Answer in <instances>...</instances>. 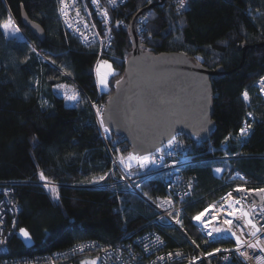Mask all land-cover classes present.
<instances>
[{
    "label": "trees",
    "instance_id": "1",
    "mask_svg": "<svg viewBox=\"0 0 264 264\" xmlns=\"http://www.w3.org/2000/svg\"><path fill=\"white\" fill-rule=\"evenodd\" d=\"M150 3L127 0L110 11L112 46L100 57L99 46L83 45L66 29L57 0H0V182L12 183L18 229L25 228L33 242L28 247L13 236L8 257L49 255L83 241L112 245L156 216L140 196L118 187H94L98 183L92 182L106 172L110 174L104 182L114 181L112 159L92 104L105 106L116 81L124 77L133 48L130 23ZM23 9L44 29V41L22 25ZM9 17L23 38L6 36L2 26ZM116 21L122 23L117 26ZM137 32L146 52L184 53L209 69L228 73L212 80L214 127L208 141L193 144L191 163L185 169L197 180L196 202L183 211L181 230L148 228L164 240L167 251L194 253L193 241L203 252L229 247L231 242L206 244L192 217L234 190L237 184L224 185V178L231 181L238 175L248 189L264 187V100L254 86L264 76V0H190L185 11L165 0L140 20ZM244 44L248 50L242 65L244 54L239 48ZM103 59L112 63L116 73L105 93L99 91L95 75ZM62 84L75 87L80 99L70 104L56 91V85ZM245 90L248 101L242 96ZM249 112L251 132L242 147L225 142L243 126ZM179 137L187 139L184 134ZM113 140L122 153L131 151L122 138L113 136ZM237 152L240 157L235 162L211 161ZM217 168L225 169L223 179ZM41 172L47 180L40 179ZM165 187L151 178L140 192L155 200L164 196Z\"/></svg>",
    "mask_w": 264,
    "mask_h": 264
},
{
    "label": "built area",
    "instance_id": "2",
    "mask_svg": "<svg viewBox=\"0 0 264 264\" xmlns=\"http://www.w3.org/2000/svg\"><path fill=\"white\" fill-rule=\"evenodd\" d=\"M68 2V17L66 18L60 13L62 23L71 34L81 41L83 45L99 46L100 57L104 56V54L111 49L113 39L110 11L119 9L127 2V0H116L114 5L108 3V0H100L99 7L92 4L91 0H76L75 7L71 6L72 0H68ZM189 2L190 0H185V7L179 11H185L188 8ZM57 3L60 8L59 0H57ZM169 3L177 9L178 0H169ZM76 8H79L80 10V17L76 16ZM105 10L108 13L107 18L103 15ZM65 19H67L73 27H69L68 23H65ZM85 25H87V27ZM115 25H117V23H115ZM76 28H78L79 31H76ZM81 32L84 33L87 40L84 39V36L80 35ZM260 79L255 82L254 86L257 89L259 96L264 100V93L260 91ZM93 105L98 104H92V107ZM98 106L100 107L101 112H103L104 106ZM93 110L97 119L101 138L107 146L112 159V175L114 178L113 183L102 181L94 187L108 188L109 186H112L121 188L126 193L136 194L143 198L154 209L156 216L141 229L127 232L121 240L112 245H106L97 241H83L74 244L65 250L49 255L11 258L7 255L10 250L9 243L13 236L19 237L28 247H31L33 242L31 239H25L19 232V209L13 200L14 190L12 183L0 182V241H4L3 243H0V264H81L82 261L91 260H96V264H190L193 257H200V259L195 261V264H257L255 257H264V252H261L259 247L252 249L248 248L246 244L241 247L240 251L247 252L249 254L251 259L247 260L235 251H221L213 256L202 255L204 252L193 243L192 245L195 249L194 253L167 251L165 249L166 245L164 240L155 231L149 229L148 227L155 225L169 226L181 230V224H177L176 219L182 221V213L185 208L194 204L197 200V180L195 177L185 173L186 167L191 163V154L193 153L194 143L188 139H181L177 136V139L182 142V146L174 149H168L166 147L167 142L163 143L161 146L164 148L163 154L153 152L156 157V162L154 164L149 163L146 168L141 169L140 166L133 161L131 162L130 168H125L117 161L120 156L126 157L128 153L132 152L129 151L124 154L119 148H117L116 143L113 140V135L109 131H105L106 127L104 125L103 127L101 126V117L97 115L96 108L93 107ZM247 117V121L253 120L252 116ZM246 120H244V122ZM250 132L251 128L248 130L247 135L240 136L238 130L236 134L230 133L228 136L230 138L228 140L234 142L238 148H241L243 143L248 139ZM227 147L228 146L226 144L223 148L224 151L228 149ZM169 151L172 152V155L170 156L167 155ZM161 156L163 158H161ZM239 157V152L235 154L225 153L223 156L214 157L211 161H222L228 163L230 161L235 162ZM224 173L225 169H222V172H220L218 176L223 179ZM230 173L231 170L228 174ZM122 176L124 177L123 179H121ZM239 177L240 176L236 175L231 179V181L224 178V185H230V183L233 182L237 184L236 187L241 185L248 189L246 187L248 185L247 182ZM151 178H155L166 184L165 194L163 197H157L155 200H147L144 196H142L140 189L142 185ZM137 184H139L140 187H136ZM235 188L231 191L233 197L242 198L245 194L236 192ZM185 193H188V195H185ZM182 197L183 199H181ZM169 199L172 202L171 204L165 202ZM253 199L258 201V198L255 197L254 193H249L247 202L242 200V205L245 210L251 211V201ZM223 203L224 202L222 201L218 203H210L209 205L216 204L217 209H219V206ZM236 207L239 209L241 205H237ZM215 210L216 209H213V211ZM225 210L231 211V209L227 208V205H225ZM114 211L117 212V209H114ZM256 211L258 212L259 209ZM169 213L172 215H169ZM177 213H179L178 216ZM211 214L212 213L210 212L205 219H209ZM161 217H163V219H161ZM224 218L225 216L221 214L218 217V222L213 221L212 223L217 227H220L222 226ZM227 218L232 219V217ZM253 218L258 219V216L253 214ZM194 222L205 239L210 241L208 244L231 242V246L220 249L235 248V239L231 238L230 235H225L223 237L217 236L216 240L212 241V239L206 235L207 230L204 229L203 224L195 220ZM236 224H239L241 227L243 226L242 221L234 220V225ZM258 237L260 240L264 241V233L258 234ZM242 239L251 243L256 242V238L248 235V229L246 228L244 229ZM81 248L83 251L79 250ZM177 252L181 255L177 256ZM169 253H172L171 257L169 256ZM226 256L228 257L227 260H225ZM161 257H163V259H159Z\"/></svg>",
    "mask_w": 264,
    "mask_h": 264
},
{
    "label": "water",
    "instance_id": "3",
    "mask_svg": "<svg viewBox=\"0 0 264 264\" xmlns=\"http://www.w3.org/2000/svg\"><path fill=\"white\" fill-rule=\"evenodd\" d=\"M149 1L130 23L132 52L125 62L124 77L102 112L108 131L122 138L132 153L141 155L155 152V147L167 142L169 131L177 136L184 134L194 144L208 141L214 127L212 80L228 74L222 68L209 69L184 53L154 55L144 51L137 25L154 8L165 4V0ZM21 23L39 41L45 40L44 29L24 9ZM239 50L244 54L243 65L248 46L244 44ZM205 114L210 123L206 124L208 130L202 132Z\"/></svg>",
    "mask_w": 264,
    "mask_h": 264
},
{
    "label": "snow or ice",
    "instance_id": "4",
    "mask_svg": "<svg viewBox=\"0 0 264 264\" xmlns=\"http://www.w3.org/2000/svg\"><path fill=\"white\" fill-rule=\"evenodd\" d=\"M91 2H92V4L97 5L99 7L100 0H91ZM59 3H60L59 11H60L61 15L67 18L68 17V8H69L68 0H59ZM75 3H76V0H72L71 6L75 7ZM108 3L114 5L116 3V0H108ZM184 7H185V0H178L177 10L179 11L180 9H182ZM103 15L105 18L108 17V13L106 10L103 12ZM76 16L80 17L79 8H76ZM65 23H68L69 27H73V25L71 23H69L67 19H65ZM116 23H117V26H119L122 23V21H117ZM11 24H12V21H11V18L9 17L8 22L2 26L6 35L9 34V26ZM85 26L87 27V25H85ZM34 27H37V29L39 30L38 26L34 25ZM93 27H94V25H93ZM75 30L79 31L78 28H76ZM109 31H110V29H109ZM19 32H20L19 27L13 26L10 34L12 36H16ZM80 35L84 36V33L81 32ZM84 39L87 40V37L84 36ZM33 51H35V49H33ZM196 59L199 61L200 59H202V57L197 56ZM53 63H55V61H53ZM102 63L105 66H107L109 71L105 76L100 78L99 83L101 85H103L104 87H107V83H108L107 82V76L108 75L114 76L116 73L112 69L111 64H109L107 61H103ZM120 83H121L120 80L116 81L117 85H119ZM259 85H260V91L262 93H264V77H261V79L259 81ZM56 87L57 88H64L67 86L66 85H56ZM204 87L207 88L206 83H205ZM65 96L68 100H71V101H78L79 100V96L75 91H73V93L71 95H68L67 93H65ZM242 96H243V99L245 101L249 100V93L247 90H245L242 93ZM93 107L96 108L97 115L101 117L100 123H101V126L103 127L104 119L102 116L101 109L98 105H93ZM247 115L249 117H251L252 113L249 112ZM204 119H205V124L200 128V131H202V132L208 130L206 127V124L210 123V121H207L206 114H205ZM251 126L252 125L246 120L244 122V126L239 129V135L240 136L247 135L248 130L251 128ZM105 131L107 132L108 129L105 128ZM229 138L230 137H225V142H227ZM181 146H182V142L177 139V134L174 131L167 132V146L166 147L168 149H174L176 147H181ZM144 151H147V150L141 149V152H144ZM155 152L163 154L164 148L157 146V147H155ZM167 155H169V156L172 155V152L169 151L167 153ZM161 158H163V157L161 156ZM133 161H135L140 166V168L143 169V168H146L149 163L154 164L156 162V157H155L154 153L151 151H148V153L146 155L128 153V155L126 157L120 156L117 162L120 165H123L125 168H130L131 162H133ZM114 163H116V162H114ZM215 172L220 173V172H222V169L217 168V169H215ZM109 174H110V172H106L103 175L99 176L98 178H94L92 182L93 183H99L101 181H104ZM123 178L124 177L122 176L121 179H123ZM239 178L242 180L244 179L243 177H239ZM40 179L41 180H47V177L44 176L43 172L40 173ZM44 187H46V188L49 187V184L45 183ZM136 187H140V185L137 184ZM51 190L53 192L56 191L55 187H52ZM235 191L238 193H244L245 195L242 198H236V197H233L232 192H228L225 196L221 197V200L224 203L219 206V209H217L216 204H212V205H209L208 207L204 208L203 211L198 212L196 215H194L192 217L193 220L203 224L204 229L207 230L206 235L209 238H211L212 241H215L217 236L223 237L225 235H230L231 238L235 239V248L234 249H223L222 250L220 248H214L213 251L204 252L202 255L213 256L214 254L220 253L221 251H224V252L235 251V252L239 253L240 256L244 257L245 260L251 259V257L249 256V254L247 252H241L240 251L241 247H243L245 244L247 245L248 248H252V249L259 247L260 251L264 252V241L260 240L258 237V234L264 233V187L255 188V189H246L245 187L238 185L235 188ZM249 193H254L255 197L258 198V201L256 199H253L251 201V211L245 210L243 205H242V200L247 202ZM145 195H147V193H145ZM185 195H188V193H185ZM57 199H58V196H57ZM181 199H183V197ZM165 202H167L169 204L172 203L170 199L166 200ZM225 205H227V208L231 209V211H226ZM237 205H241V207L239 209H237V207H236ZM213 209H216V210L213 211ZM257 209H259L258 212L256 211ZM210 212L212 213L210 218L205 219V217L208 216V214ZM221 214H223L225 216V218L222 221V226L217 227L212 222L213 221L218 222V217ZM253 214L258 216V219H254ZM169 215H172V214L169 213ZM178 215H179V213H177V216ZM227 217H232V219H229ZM161 219H163V217H161ZM234 220L242 221L243 226L241 227L239 224L234 225ZM176 223L182 225V221L179 219H176ZM245 228L248 229V235L250 237L256 238L255 243H251L249 241L242 239ZM19 232L25 239H29V240L31 239L30 233L25 228H20ZM3 242L4 241H0V243H3ZM160 242L163 243L162 241H160ZM209 242L210 241L205 240L206 244ZM193 243H195V241H193ZM197 247H199V245H197ZM79 250L83 251L82 248ZM176 255L180 256L181 254L179 252H177ZM169 256L171 257L172 253H169ZM159 259H163V257H161ZM198 259H200V257H193L192 260L190 261V264H195V261ZM227 259H228V257L226 256L225 260H227ZM255 259L257 261V264H264V257L257 256V257H255ZM81 264H96V260L82 261Z\"/></svg>",
    "mask_w": 264,
    "mask_h": 264
},
{
    "label": "rangeland",
    "instance_id": "5",
    "mask_svg": "<svg viewBox=\"0 0 264 264\" xmlns=\"http://www.w3.org/2000/svg\"><path fill=\"white\" fill-rule=\"evenodd\" d=\"M12 21V24L9 26V34H7L6 36L7 37H10V38H17V39H21V38H23L24 37V35H23V33L21 32V29H20V27L18 26V24L16 23V22H14L13 20H11ZM13 26H16V27H19V29H20V32L16 35V36H12L10 33H11V30H12V27ZM103 61H107L109 64H111V66H112V63L109 61V60H107V59H103V60H100L99 62H98V64H97V67H96V70H95V75H96V81H97V85H98V89H99V91L100 92H107L108 90H109V87H110V80H111V78L113 77V75H108L107 76V87H104L103 85H101L100 83H99V81H100V78L101 77H103V76H105L107 73H108V68H107V66H105L102 62ZM112 69L114 70V68H113V66H112ZM62 85H66L67 86V84H62ZM56 91L62 96V97H65L66 98V96H65V93H67L68 95H71L72 93H73V91H75L77 94H78V96H79V92H78V90L75 88V87H64V88H56ZM79 99H80V96H79ZM66 100L68 101V102H70V104H73V103H75V102H77V101H71V100H68L67 98H66ZM217 174H219V173H217Z\"/></svg>",
    "mask_w": 264,
    "mask_h": 264
},
{
    "label": "bare ground",
    "instance_id": "6",
    "mask_svg": "<svg viewBox=\"0 0 264 264\" xmlns=\"http://www.w3.org/2000/svg\"><path fill=\"white\" fill-rule=\"evenodd\" d=\"M206 208V207H205Z\"/></svg>",
    "mask_w": 264,
    "mask_h": 264
}]
</instances>
